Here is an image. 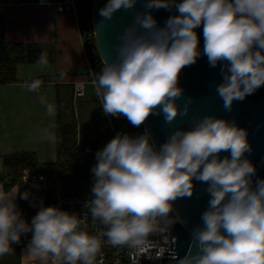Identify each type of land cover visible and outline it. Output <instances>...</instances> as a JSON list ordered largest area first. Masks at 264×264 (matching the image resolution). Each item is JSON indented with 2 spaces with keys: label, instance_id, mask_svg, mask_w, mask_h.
Here are the masks:
<instances>
[{
  "label": "clouds",
  "instance_id": "clouds-1",
  "mask_svg": "<svg viewBox=\"0 0 264 264\" xmlns=\"http://www.w3.org/2000/svg\"><path fill=\"white\" fill-rule=\"evenodd\" d=\"M136 3L106 0L98 14L110 20ZM160 8L171 12L162 24L153 15ZM132 15L117 35L114 56L104 58L93 81L104 114L124 116L134 127L150 114H162L167 125L187 116L192 98L183 97L179 73L201 55L209 67L219 66L214 91L225 111L264 86V0H144L143 10ZM37 63L47 65L46 51ZM40 84L33 79L27 89L36 91ZM40 100L54 116L55 105ZM44 138L54 139L47 129ZM251 151L248 130L215 113H194L189 126L175 127L159 145L147 128L135 135L117 132L95 153L85 208L104 226L99 235L105 243L144 253L151 237L168 239L170 227L180 220L173 202L191 197L195 180L206 184L209 198L202 223L191 232L193 244L177 264H264V177L256 176L247 155ZM222 152L228 154L221 157ZM18 193L21 199L30 197L27 190L0 189V257L31 232L29 255L97 264L102 241L81 226L76 212L41 199L29 222L16 203ZM172 258L177 259L175 252Z\"/></svg>",
  "mask_w": 264,
  "mask_h": 264
},
{
  "label": "crops",
  "instance_id": "crops-1",
  "mask_svg": "<svg viewBox=\"0 0 264 264\" xmlns=\"http://www.w3.org/2000/svg\"><path fill=\"white\" fill-rule=\"evenodd\" d=\"M0 19L7 42L45 45L51 47L54 53L46 66L38 63L18 65L16 81L0 84V155L33 152L40 162H55L59 142L57 87H61L59 98L63 100L69 98L75 82L86 79L85 58L75 18L70 13H57L49 4L26 3L2 5ZM33 79H44L46 82L41 81L38 90L29 91L27 84ZM41 97L55 105L54 116L47 115ZM72 98L75 102V97ZM93 118L90 121L95 127ZM45 129L54 139L44 138ZM0 189L4 190L1 183ZM14 189L20 193L25 190L30 192L29 199H21L19 193L16 198L22 215L30 222L36 213L34 211L39 209L35 199L37 192L23 182L7 192ZM12 248L10 254L0 257V264H63L59 259L40 260L29 255L27 247Z\"/></svg>",
  "mask_w": 264,
  "mask_h": 264
},
{
  "label": "water",
  "instance_id": "water-1",
  "mask_svg": "<svg viewBox=\"0 0 264 264\" xmlns=\"http://www.w3.org/2000/svg\"><path fill=\"white\" fill-rule=\"evenodd\" d=\"M143 2L144 0H137L133 10H118L110 20H104L98 12L106 0H94L95 40L103 61L104 58L110 60L114 56L113 46L117 43L119 31L132 22L133 11L143 10ZM170 14L171 12L164 8L153 10V15L159 24H162ZM197 32L200 35L199 46L202 48V25L197 28ZM219 82V66L209 67L207 58L201 55L195 63L183 67L179 73L178 83L183 87V97L192 98L188 115L178 116L171 125H167L164 123L162 114H150L143 124L151 132L155 143L159 145L175 127L189 126V118L194 113H215L227 119H235L240 126L248 130L252 151L247 155L256 165V176L264 177V86L246 96L243 101H234L229 112L223 109L222 101L215 94L214 89ZM183 97L179 101L181 107H183ZM227 154L222 152L220 155L223 157ZM205 188L206 184L194 180L192 196L177 198L173 202V209L180 220L170 228L171 242L169 252L163 259L164 264H177L178 259L183 257L193 244L191 232L196 225L202 223L200 216L207 207L209 198L204 191ZM192 251H195L194 246ZM173 252L176 254V260L172 258Z\"/></svg>",
  "mask_w": 264,
  "mask_h": 264
},
{
  "label": "built area",
  "instance_id": "built-area-1",
  "mask_svg": "<svg viewBox=\"0 0 264 264\" xmlns=\"http://www.w3.org/2000/svg\"><path fill=\"white\" fill-rule=\"evenodd\" d=\"M32 3L31 0H0V7L4 4H26ZM34 3L49 4L54 6L57 13H70L75 18L78 32V40L81 44L85 58L86 79L75 82L74 97L75 100L83 98L87 93V85H93L96 78L95 69L103 65V60L98 52L95 40V26L93 19L94 0H36ZM102 100L97 97L93 105L95 113L101 117H94V124L100 127L101 146L103 147L117 132H127L129 134H138L146 128L145 125L139 127L132 126L126 117H114L110 114L103 113ZM115 120H123L129 123L125 128L117 129L114 126ZM87 153H92L93 148L90 145L85 146ZM21 181L31 188L34 192H42L44 195L45 205H57L63 209L76 212L82 221V227H86L90 234L96 235L101 239L100 252L97 255V264H164L163 259L169 252L170 246V229L167 233L168 239L165 240L163 235H156L150 238L149 246L144 253L129 249L126 246H112L104 242L103 237L99 234L104 230V226L98 221H93L90 212L85 208V203L89 199V193H80L76 195H65L61 192L60 187L48 173H39L31 169L23 171ZM174 214H176L173 209ZM177 215V214H176ZM171 228V227H170ZM31 232L21 236L18 242L13 246L27 247L31 239ZM54 261L55 259L49 258Z\"/></svg>",
  "mask_w": 264,
  "mask_h": 264
},
{
  "label": "trees",
  "instance_id": "trees-1",
  "mask_svg": "<svg viewBox=\"0 0 264 264\" xmlns=\"http://www.w3.org/2000/svg\"><path fill=\"white\" fill-rule=\"evenodd\" d=\"M31 2L34 3L36 0H31ZM42 51L47 52L48 61L53 59V49L49 46L7 42L0 19V84L15 82L18 65L22 63H37ZM101 68L102 66H98L95 69L96 76ZM44 79L41 81H45ZM57 89V125L59 131L57 160L52 163L40 162L33 152L0 155V183L6 192L15 185L21 186L23 171L31 169L39 173L50 174L65 195L90 194L93 183L90 169L95 163L96 151L102 147L101 136L98 135L97 139L92 142L80 141L76 123L73 121L65 122L63 119L62 99L59 98L61 87L58 86ZM73 96L74 88L69 95V101L73 100ZM128 124L123 120L114 121V126L117 129L125 128ZM86 145H90L93 148L92 153L85 151ZM29 208L31 210L32 204H30Z\"/></svg>",
  "mask_w": 264,
  "mask_h": 264
},
{
  "label": "rangeland",
  "instance_id": "rangeland-1",
  "mask_svg": "<svg viewBox=\"0 0 264 264\" xmlns=\"http://www.w3.org/2000/svg\"><path fill=\"white\" fill-rule=\"evenodd\" d=\"M43 89V86H42ZM97 95L95 87L93 85H87V93L83 98L78 100L69 101L68 98L62 100V116L66 121H73L76 123L79 131V139L81 142H92L95 141L99 134H101L100 127H94L91 125V117H101L100 114L95 113L93 105L96 103ZM36 203L39 206V201L42 199L45 204L44 195L42 192H37Z\"/></svg>",
  "mask_w": 264,
  "mask_h": 264
}]
</instances>
